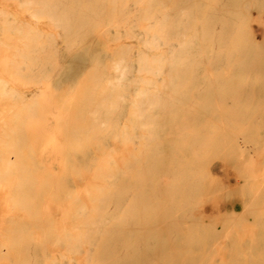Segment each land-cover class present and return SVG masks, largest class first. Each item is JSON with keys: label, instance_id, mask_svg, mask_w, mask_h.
<instances>
[{"label": "bare ground", "instance_id": "1", "mask_svg": "<svg viewBox=\"0 0 264 264\" xmlns=\"http://www.w3.org/2000/svg\"><path fill=\"white\" fill-rule=\"evenodd\" d=\"M251 7L0 0V264H264Z\"/></svg>", "mask_w": 264, "mask_h": 264}, {"label": "rangeland", "instance_id": "2", "mask_svg": "<svg viewBox=\"0 0 264 264\" xmlns=\"http://www.w3.org/2000/svg\"><path fill=\"white\" fill-rule=\"evenodd\" d=\"M250 16L256 25V29L250 34V53L244 56L240 52L235 54L237 62L234 66V73L237 76V82L241 85L239 89H248L250 95L246 97L257 100L264 99V95H262L264 92V0H252ZM239 32L238 28H234L237 37L240 35ZM244 60L250 63L246 64L247 67H243L242 61ZM253 114L257 118L259 117L257 111H253ZM114 249L119 251L118 246H115Z\"/></svg>", "mask_w": 264, "mask_h": 264}]
</instances>
